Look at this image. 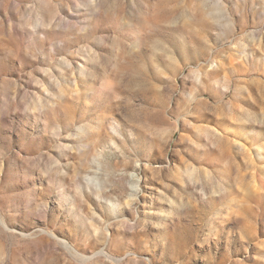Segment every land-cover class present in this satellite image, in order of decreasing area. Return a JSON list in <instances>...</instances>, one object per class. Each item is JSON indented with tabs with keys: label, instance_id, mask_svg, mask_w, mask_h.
<instances>
[{
	"label": "rangeland",
	"instance_id": "1",
	"mask_svg": "<svg viewBox=\"0 0 264 264\" xmlns=\"http://www.w3.org/2000/svg\"><path fill=\"white\" fill-rule=\"evenodd\" d=\"M0 264H264V0H0Z\"/></svg>",
	"mask_w": 264,
	"mask_h": 264
},
{
	"label": "bare ground",
	"instance_id": "2",
	"mask_svg": "<svg viewBox=\"0 0 264 264\" xmlns=\"http://www.w3.org/2000/svg\"><path fill=\"white\" fill-rule=\"evenodd\" d=\"M64 243V242H63ZM69 244V243H68ZM66 247V246H65Z\"/></svg>",
	"mask_w": 264,
	"mask_h": 264
}]
</instances>
